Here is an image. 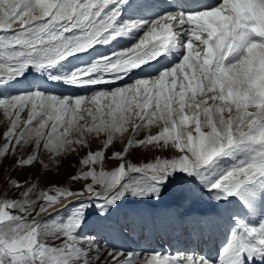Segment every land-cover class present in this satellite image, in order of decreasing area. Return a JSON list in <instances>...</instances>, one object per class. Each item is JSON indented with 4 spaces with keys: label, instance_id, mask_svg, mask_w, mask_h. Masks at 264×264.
I'll return each mask as SVG.
<instances>
[{
    "label": "snow or ice",
    "instance_id": "6c2138e0",
    "mask_svg": "<svg viewBox=\"0 0 264 264\" xmlns=\"http://www.w3.org/2000/svg\"><path fill=\"white\" fill-rule=\"evenodd\" d=\"M123 3L0 0V86L29 70L76 87L96 86L90 94L61 96L34 84L31 91L0 97L6 121L0 164L11 159L21 171L39 165L47 176L86 150L67 186L37 195L36 183L26 187L9 176L6 183L17 191L0 192V264H101L102 249H108L102 264L264 260V214L258 224L240 214L255 209L257 195L264 207V0H218L150 22H121ZM145 24L130 47L52 72L65 58ZM177 43L184 54L174 66L123 83L129 71L159 63L166 47ZM100 138V150H92ZM135 152H146L147 162H132ZM178 173L195 177L212 199L237 203L222 217L229 239L215 262L195 252L124 251L77 234L93 201L104 215L126 195L158 199ZM74 201L80 203L66 217H52Z\"/></svg>",
    "mask_w": 264,
    "mask_h": 264
},
{
    "label": "rangeland",
    "instance_id": "374dc122",
    "mask_svg": "<svg viewBox=\"0 0 264 264\" xmlns=\"http://www.w3.org/2000/svg\"><path fill=\"white\" fill-rule=\"evenodd\" d=\"M90 49L91 48L87 49L84 53H78V54H74V56H69L65 58L64 61L67 62L68 60H74V62L76 63L77 62L81 63L83 60L86 59V56L93 54L91 53L92 50ZM111 53H115V52H112L111 50ZM64 61L60 63L62 65L59 64L57 66H54L52 68V72L53 73L62 72L63 70L62 68H64V64H65ZM28 74H31V76L34 74L35 76L34 79L44 78L47 76L46 74L35 72L33 70H29V72L26 73L25 76H27ZM17 80L9 81L6 85L0 86V97L15 95L20 93L17 91L19 86L24 85L23 86L24 89L27 83L20 84V82H23V80H21L19 83H16ZM56 82H61V81H56ZM64 83L67 84L66 82ZM30 86L31 84H29V88ZM29 88L27 90L26 89L24 90L28 92ZM95 89L96 86H91V85L79 86V87L73 86V91L75 92L74 96L90 94L91 93L90 91L91 90L95 91ZM85 91L86 93H84ZM5 123L6 121L2 118V114H0V126H3V124ZM102 144H103V138L96 139L95 142L92 144V150H100ZM119 146H120L119 142H117V147ZM114 150L116 149H111L110 151H114ZM85 152L86 150L81 149L77 155L66 158L63 162L62 167H60L58 170L53 168L52 172H50L47 176L43 175L42 169L40 168L39 165H37L35 168L24 169L23 171H21L20 169L14 166L11 159L4 160L2 164H0V192H3L4 195H9L11 192L17 191L16 189L11 188L10 183H6L9 180V176H11L12 180H19L20 183L25 184L26 187L28 183H36L37 188L35 191L37 195H39L43 191H47L49 188L53 186H67L68 175L76 171L80 167L78 160L81 156L85 154ZM19 155H21V153L18 151L17 156ZM144 155H148V154L146 152L143 153L135 152L133 153L132 156L129 157V159L132 162L144 163L147 162L145 159L142 158ZM228 162L231 161L229 160ZM111 163H115V162L112 161ZM106 170H111L109 164H106ZM131 175L135 177L137 174L133 173ZM197 182L201 184L199 181ZM74 187L78 188L79 185H75ZM22 190L23 189H21L20 191ZM188 191L190 192V186L186 185V181L177 179L169 184H166V186L162 188L161 193H169V195H171L170 197H174L175 194H178L180 192L185 193ZM205 192L206 190H204L203 193ZM130 197L132 196L126 195L122 200L118 201L115 206H109L108 210L104 213V215L100 214V210L96 207V203L93 201L92 206L90 208H87L84 212V220L83 223L80 225L77 234L81 236L94 235L96 236L97 240L100 243H106L111 248H118L120 250L129 251V252H133V251L145 252V250H143V247H146V244L147 245L149 244V236L147 235V233H149L148 230L149 221L147 215H148V211L156 204H158L157 198L153 197V200L150 199L149 196L143 198L146 200V202L149 203L147 205L149 210L145 213L144 216L142 211L139 210L137 206L128 204V202L130 201ZM209 197L211 196L209 195ZM0 198H3V196H0ZM64 203L67 202L65 201ZM77 203H80V201H74L65 208L58 210V212L52 213V217H55L57 220L66 217L69 214L70 209H72ZM222 204L224 207L229 206L228 204L225 203ZM45 215H47V213H45ZM48 218L49 217H45V219ZM137 245L141 246V248L138 247ZM102 251L105 253V255L101 257V264L102 261L106 259V252L108 251V249H102Z\"/></svg>",
    "mask_w": 264,
    "mask_h": 264
},
{
    "label": "bare ground",
    "instance_id": "6f19581e",
    "mask_svg": "<svg viewBox=\"0 0 264 264\" xmlns=\"http://www.w3.org/2000/svg\"><path fill=\"white\" fill-rule=\"evenodd\" d=\"M128 0H124V3L123 4H120L119 5V9L121 7H123L126 3H127ZM158 2L156 3L157 4V8L160 7V4H162L161 1H164V0H157ZM129 2L131 3L132 0H129ZM137 2H141L140 0H138ZM137 2L135 3V6H137ZM142 2H149V0H142ZM118 9V10H119ZM172 10H175V9H171V8H165L163 9V11H161V13L165 12L164 14L166 13H169V12H172ZM120 11V10H119ZM128 11L130 12V9H128ZM186 11H190V10H186ZM140 12H143V10ZM126 13V12H125ZM147 19H143L141 17L139 18H125L123 17L120 21L123 22L125 20H140V21H151L155 18H157L156 16L155 17H149V16H146ZM148 24H145L143 25L142 27L138 28V29H141V31L139 32V34H135L136 33V30L138 29H135L133 31H131L128 35H121V36H117L115 37V39L118 40V43L121 42L120 40L121 39H125L126 37H134L136 38L134 41L132 40L131 42L129 43H124L114 49H111L112 52H116L118 50H122V49H126L128 47H130L132 44H134L135 42H137V40L142 36L143 32L147 30L148 28ZM112 44L113 43H110L109 46L112 47ZM177 47H179L178 43L177 44H170L169 46L166 47L163 55H164V59L161 60L159 63L157 62H152L149 66L147 67H144L143 70L141 69H135V70H131L129 71L124 77L126 78V80H123V83H129V82H132L134 81L135 79L137 78H141V77H144V78H147V77H152V76H156L158 74V70H164V69H167V68H171L172 66H174L175 63H177L178 61H180L182 58H178V59H174L173 57H175V55H180L179 57H181L183 54H184V51L182 53H177L178 50ZM91 50V49H90ZM111 50L109 51H106V53H102V54H98V55H95L94 57L93 56H90L89 55V59L86 60V63H75L71 66L70 70H68L66 67L62 68V72L63 71H71L75 68H78V67H82V66H85V65H90L91 63H93L98 57H107V56H110L111 54ZM87 53V52H86ZM78 54V53H77ZM83 55V54H82ZM77 56V55H76ZM65 64H66V61H64ZM62 65V64H60ZM156 68H159L157 69V72H155V69ZM60 70V69H59ZM58 70V71H59ZM36 72V71H35ZM60 72V71H59ZM30 75V74H28ZM34 76V74L32 75ZM38 77V76H37ZM25 80H28V78H25ZM45 81V80H44ZM46 81H52L50 80L47 76H46ZM46 81L44 82V84H47ZM62 82V81H61ZM19 83V82H18ZM21 83V82H20ZM23 83V82H22ZM120 83V81H117V84ZM25 84V83H24ZM27 85V84H26ZM70 85V84H69ZM116 84H113L112 86H114ZM21 86V85H20ZM19 86V87H20ZM86 86V85H85ZM58 87H62V86H58ZM115 87V86H114ZM88 88V87H87ZM76 90V89H75ZM94 90V89H93ZM96 90V89H95ZM90 91V90H89ZM26 92V91H25ZM92 92V90L90 91ZM53 94H56V95H61L63 96L64 94L60 93V91L58 92H55V91H52ZM86 93V91L84 92ZM83 93V94H84ZM89 93V92H88ZM67 95V94H66ZM69 95V94H68ZM70 96H74V95H71ZM125 179H128V177H126ZM170 182H173L177 179H181L183 181H186V185H189L190 186V192H185V193H178V194H175L174 197H170L171 195H169V193H161L159 198L157 199V202L158 204H156L154 207H161V205H171L172 207L176 206L178 209H183L184 211H187V210H197L198 213H202V212H206V211H210L211 210H214L216 209L214 206H204L202 204H195L196 201H199L198 199L201 198L202 200L204 199H210L209 195L205 192L206 196H203L204 195V191H201L203 190L204 188L202 187L201 184H199L194 177L192 178H187V177H184L183 176V173H178L175 177H170ZM123 183V181H122ZM167 183V184H169ZM201 185V186H200ZM166 186V185H165ZM188 188V187H187ZM189 189V188H188ZM171 194V193H170ZM197 197H195V196ZM202 196V197H201ZM150 199L153 200V196H149ZM155 198V197H154ZM234 198V197H233ZM236 198H234L235 200ZM155 201V200H154ZM211 201V200H210ZM261 197L259 195H257L256 197V206H255V209L254 210H249L248 208H244L242 211H241V215L247 219V221L250 223V224H258L260 222V219H261V215L264 214V207L261 206ZM65 202V201H64ZM67 202V201H66ZM153 202V201H152ZM171 202V203H170ZM174 202V203H173ZM211 202H214V201H211ZM151 203V202H150ZM202 203V202H201ZM247 203V202H245ZM129 205H135L138 207L139 210L142 211L143 215L145 216V213L149 210L147 205L149 204L148 202H146L145 199H136L135 197H130V201L128 202ZM161 204V205H160ZM195 204V205H194ZM237 204V203H236ZM157 205H160V206H157ZM61 205H57L56 207L59 208ZM147 208V210H146ZM235 209H237V205L235 207ZM181 213V211H180ZM160 216V215H159ZM182 216V215H181ZM183 217V216H182ZM147 218H148V215H147ZM156 226H157V229H160L162 227V224L160 222V220L156 217ZM149 221V219H148ZM171 223V226H174L173 222H170ZM148 230H149V233H147V235L149 236V239L151 241V243L148 245V248H147V251L146 252H149L150 250H153V251H156V252H160V253H175L173 250L170 251V252H165V251H160L161 248H159V245L157 243V241H155V239L153 238V234H154V231H153V228L150 226V221H149V224H148ZM158 246V248H156ZM156 249H159V250H156ZM257 259V258H255ZM259 260V259H257Z\"/></svg>",
    "mask_w": 264,
    "mask_h": 264
}]
</instances>
